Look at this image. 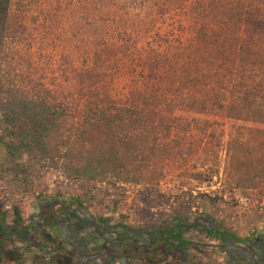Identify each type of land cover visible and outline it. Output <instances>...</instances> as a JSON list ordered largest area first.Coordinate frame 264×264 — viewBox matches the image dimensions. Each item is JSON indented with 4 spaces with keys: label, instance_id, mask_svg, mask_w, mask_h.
<instances>
[{
    "label": "trees",
    "instance_id": "obj_1",
    "mask_svg": "<svg viewBox=\"0 0 264 264\" xmlns=\"http://www.w3.org/2000/svg\"><path fill=\"white\" fill-rule=\"evenodd\" d=\"M109 1L107 29L93 44V56L82 62L81 92L69 106L53 102L48 89L27 91L3 82L13 0H0V192L36 193L40 168L58 171L63 182L93 184L94 190L96 184L138 186L147 168L140 164L152 157L165 115L229 114L235 108L248 115L264 108V0ZM143 8L159 9V29L149 22L127 24L121 16ZM165 26L171 29L162 34ZM93 27L97 36L100 26ZM124 75V92L105 87ZM89 195L74 198L71 209L84 208ZM6 216L0 204V264L27 262L25 251L12 247L15 242L30 243L32 264H93L76 256L58 228L40 230L33 244L12 231L21 221L8 224ZM172 221L144 230L143 244L131 234L138 245L128 254L136 263L190 248L184 233L196 225L221 245L241 241L204 218L196 225L180 216Z\"/></svg>",
    "mask_w": 264,
    "mask_h": 264
},
{
    "label": "rangeland",
    "instance_id": "obj_2",
    "mask_svg": "<svg viewBox=\"0 0 264 264\" xmlns=\"http://www.w3.org/2000/svg\"><path fill=\"white\" fill-rule=\"evenodd\" d=\"M111 5L109 0H13L3 82L13 81L27 91L48 89L56 99L53 102L75 105L81 92L78 75L82 62L93 56V44L104 36ZM127 11L121 15L127 24L149 22L154 30L159 29L158 8L133 10L129 16ZM94 24L100 26L97 36ZM170 29L165 26L161 33ZM127 81L124 75L104 86L111 85L114 93H121ZM244 112L235 108L229 114L165 115L166 123L156 133L157 147L150 151L152 157L140 164L141 169L147 168L138 186L96 184L98 189L94 190L93 184L63 182L58 171L40 168L37 184L41 187L36 193L0 192L6 222L17 219L22 225L35 227L43 211L54 209L60 214L71 209L74 198L90 193L82 214L96 220L105 218L113 226H126L140 240L144 230L163 221L172 224L177 216L188 225L204 218L241 240L224 246L200 233L196 225L184 233L192 243L190 248L153 257L152 262L147 259L150 256H144L146 264H247L229 250L249 255L264 243V108L248 115ZM138 150L141 152L143 146ZM131 244L132 240L127 241ZM29 245H12L25 251V264H32ZM31 252L39 253L36 249ZM117 259L113 264H138L125 253ZM162 259L165 262L161 263Z\"/></svg>",
    "mask_w": 264,
    "mask_h": 264
},
{
    "label": "flooded vegetation",
    "instance_id": "obj_3",
    "mask_svg": "<svg viewBox=\"0 0 264 264\" xmlns=\"http://www.w3.org/2000/svg\"><path fill=\"white\" fill-rule=\"evenodd\" d=\"M47 226H51L52 229L58 228V234L66 238L73 246L77 252L76 256H85L93 264H101L99 261L102 259L105 261L103 264H113L117 262L119 254L127 255L136 247H132L133 245H138V240L131 239L133 231L128 230L126 226H113L107 220H96L92 216L82 214L81 210H76V208L65 209L57 215L54 209L43 211L39 215L37 226L16 223L12 231L16 232L20 238L29 239L35 244L36 234ZM129 240H132L131 246L127 245ZM146 240V237H143L139 244H143L142 242ZM263 248L261 246V248L253 249L254 252L249 255L241 253L239 249L229 251L233 257L245 260L247 264L259 261L264 264ZM256 258L258 260H255Z\"/></svg>",
    "mask_w": 264,
    "mask_h": 264
},
{
    "label": "crops",
    "instance_id": "obj_4",
    "mask_svg": "<svg viewBox=\"0 0 264 264\" xmlns=\"http://www.w3.org/2000/svg\"><path fill=\"white\" fill-rule=\"evenodd\" d=\"M256 245H259L258 243H256ZM259 247V246H258ZM262 247H264V243H263V246ZM255 249V248H254ZM258 249V248H257ZM263 250H264V248H263Z\"/></svg>",
    "mask_w": 264,
    "mask_h": 264
}]
</instances>
